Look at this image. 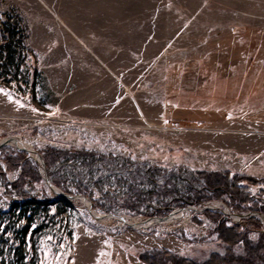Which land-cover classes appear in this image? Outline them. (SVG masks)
<instances>
[{"label": "rangeland", "instance_id": "obj_1", "mask_svg": "<svg viewBox=\"0 0 264 264\" xmlns=\"http://www.w3.org/2000/svg\"><path fill=\"white\" fill-rule=\"evenodd\" d=\"M0 18L12 36L4 59L0 34V264H143L155 251L203 263L224 252L205 207L264 233L246 222L261 212L220 199L148 215L159 202L142 177L182 191L199 172L264 177V0H0ZM19 146L70 151L50 170L79 197L52 191L37 162L38 181L11 187ZM247 189L264 203L263 186ZM17 192L40 203L21 206L26 219Z\"/></svg>", "mask_w": 264, "mask_h": 264}, {"label": "trees", "instance_id": "obj_2", "mask_svg": "<svg viewBox=\"0 0 264 264\" xmlns=\"http://www.w3.org/2000/svg\"><path fill=\"white\" fill-rule=\"evenodd\" d=\"M6 23L3 18H0V34L2 35V43L4 59L8 56L7 47L10 45L12 36L10 35L8 29H5ZM23 39L25 38V33L22 30ZM3 60V59H2ZM15 157H10L6 159L8 164H21L20 175L18 179L10 184L11 187L17 189L20 183L25 179L29 178L32 180H39V174L37 171V165L32 161L25 152L16 151ZM72 154L67 150H58L53 148H48L47 151L42 155L44 161V168L46 174L51 184L58 187L62 192L71 193V191L61 184V177H56L55 172L51 171L50 168L53 167L59 160L68 161ZM140 171H133L131 177ZM198 178L195 183L198 185L197 189L194 187L193 182L188 178H182L187 186L185 191L173 186L172 184L160 186L158 182L153 178L152 174H141L147 180V183L156 190H151L147 192V200L151 202L156 200L159 202L156 207L150 208L148 210V215L161 216L166 212L173 210L174 208L185 207L190 204L198 205L202 207V203L212 201L215 199L224 200L226 205L232 207L237 212H242L244 210L252 209L259 211L264 215V203H253V198L248 192V185L256 186L261 185L264 187V177L252 178L248 176H230L229 172H199ZM140 176V174H139ZM174 178L177 180L180 178L179 175H175ZM170 183V181H167ZM19 190V189H18ZM75 193L78 195H83L87 199L85 189L80 183H76ZM21 196V203H14V207H19L25 204H40L34 198L27 196L26 193L17 192ZM107 197V195H104ZM134 195L126 194L127 200L130 201V197ZM128 198V199H127ZM138 198V197H136ZM108 201H111L107 198ZM132 202V201H131ZM142 201H139L141 203ZM133 204L136 202H132ZM251 203V206L244 207L243 205ZM91 208L96 210V206L92 205ZM10 210V209H9ZM7 210L6 212H8ZM21 214L18 218L26 219L24 211H18ZM202 216L213 226V231L216 233V238L224 245V252L213 253L209 258L203 263H195L185 261L183 259L173 260V256L163 255L166 252H151L140 255L138 258L143 264H262L264 259V233H258L257 238L252 240L247 236V231L239 224L233 223L229 218L224 217L217 210L204 209L201 212ZM31 218V217H29ZM197 223H202L198 221L195 217L193 218ZM247 223H253L255 225H260L259 220L256 217L251 216L246 221ZM254 225V226H255ZM25 232V228L22 229V235ZM240 247L244 252L245 256H240L235 254V249ZM161 256V257H159ZM174 261V262H172Z\"/></svg>", "mask_w": 264, "mask_h": 264}, {"label": "water", "instance_id": "obj_3", "mask_svg": "<svg viewBox=\"0 0 264 264\" xmlns=\"http://www.w3.org/2000/svg\"><path fill=\"white\" fill-rule=\"evenodd\" d=\"M8 141H9V139H5V140L2 141V143H6V142H8ZM19 149L24 150L25 152H27L28 155L32 158V160H33L34 162H37V163L40 165V167L43 169V177H42V178L44 179V182L46 183V185H47L52 191H54L56 194H58L61 198H64V197H66V198H78V197H79V196H73V195H69V194H66V193L61 192L58 188H56L55 186H53V185L49 182L48 177H47V174H46V170L44 169L43 161H42V159L40 158V156H39L36 152H34V151H32V150H28V149H26V148H24V147L22 148V147H20V146H19ZM31 153H34V154L36 155V157L34 158V157L31 155ZM81 199L83 200L84 204L88 207L90 213H92L91 207H90L88 204L85 203V199H84V197H82ZM204 209H211V207H205ZM204 209H202V210H204ZM226 214H228V215L230 216L229 213L226 212ZM249 215H251V216H257V217L260 219V221H261V223L263 224V226H264V218H263V216H262L261 214H259V213H258V214H257V213H249ZM96 217L99 218V217H101V216H96ZM232 217H234V216H232ZM238 217H240V215H239ZM238 217L236 216V218H238ZM156 220H157V221H162V220H165V218H157Z\"/></svg>", "mask_w": 264, "mask_h": 264}, {"label": "bare ground", "instance_id": "obj_4", "mask_svg": "<svg viewBox=\"0 0 264 264\" xmlns=\"http://www.w3.org/2000/svg\"><path fill=\"white\" fill-rule=\"evenodd\" d=\"M55 15H56V14H55ZM62 26H63V25H62ZM35 157H36V156H35ZM35 157H34V158H35ZM216 208H217V207H216ZM227 218H228V217H227ZM233 219H234V218H233ZM172 262H174V261H172Z\"/></svg>", "mask_w": 264, "mask_h": 264}, {"label": "snow or ice", "instance_id": "obj_5", "mask_svg": "<svg viewBox=\"0 0 264 264\" xmlns=\"http://www.w3.org/2000/svg\"><path fill=\"white\" fill-rule=\"evenodd\" d=\"M0 91H2V90H0ZM9 99H11V97H9Z\"/></svg>", "mask_w": 264, "mask_h": 264}]
</instances>
